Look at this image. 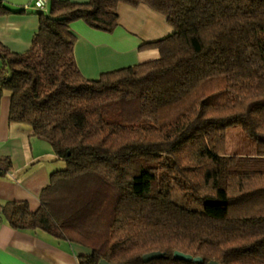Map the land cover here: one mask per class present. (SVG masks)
I'll list each match as a JSON object with an SVG mask.
<instances>
[{"label":"trees","instance_id":"obj_1","mask_svg":"<svg viewBox=\"0 0 264 264\" xmlns=\"http://www.w3.org/2000/svg\"><path fill=\"white\" fill-rule=\"evenodd\" d=\"M120 2L162 13L173 32L140 46L157 58L86 78L70 23L111 32ZM38 18L28 50L0 42V101L8 91L9 122L65 167L36 211L0 205L10 227L85 248L78 264H264V0H50ZM234 125L255 153H226ZM10 167L0 157V175ZM154 251L164 256L142 260Z\"/></svg>","mask_w":264,"mask_h":264},{"label":"crops","instance_id":"obj_2","mask_svg":"<svg viewBox=\"0 0 264 264\" xmlns=\"http://www.w3.org/2000/svg\"><path fill=\"white\" fill-rule=\"evenodd\" d=\"M2 1L12 12L0 16V42L13 52H24L38 30V11L23 9L32 0ZM116 12L118 25L111 32L94 29L83 20L70 23L76 35L75 60L86 78L97 79L104 72L157 58V49L142 50L140 46L173 32L165 15L145 4L120 2ZM9 105L10 93L4 91L0 101V157L10 158L11 167L0 175V205L25 201L31 211H36L41 190L49 183L50 174L63 168L59 163L64 161L56 157L48 142L32 135L30 126L9 122ZM86 253L85 248L39 229H13L0 213V264H78V256Z\"/></svg>","mask_w":264,"mask_h":264},{"label":"rangeland","instance_id":"obj_3","mask_svg":"<svg viewBox=\"0 0 264 264\" xmlns=\"http://www.w3.org/2000/svg\"><path fill=\"white\" fill-rule=\"evenodd\" d=\"M226 153L230 154H242L248 155L255 153V141L246 135L242 128L238 125L230 126L226 130ZM60 167H65V162H60ZM177 198L181 197V192L176 189V193H174ZM182 205L187 206L193 210L201 211L203 210V206L199 203H195L190 201L187 198H183Z\"/></svg>","mask_w":264,"mask_h":264},{"label":"water","instance_id":"obj_4","mask_svg":"<svg viewBox=\"0 0 264 264\" xmlns=\"http://www.w3.org/2000/svg\"><path fill=\"white\" fill-rule=\"evenodd\" d=\"M163 256H164V253H161V252H158V251H154V252H150V253L144 254L142 256V260L144 262H148L150 260L161 258ZM173 256L176 259H180V260H184V261H192V262L202 261V258L199 257V256H193L191 254L184 253V252H181V251H175ZM99 264H111V263L107 262L106 260H100ZM208 264H219V263L214 261V260H211V261H209Z\"/></svg>","mask_w":264,"mask_h":264},{"label":"built area","instance_id":"obj_5","mask_svg":"<svg viewBox=\"0 0 264 264\" xmlns=\"http://www.w3.org/2000/svg\"><path fill=\"white\" fill-rule=\"evenodd\" d=\"M49 2L50 0H32L31 3L23 5V9L47 13L49 11Z\"/></svg>","mask_w":264,"mask_h":264}]
</instances>
